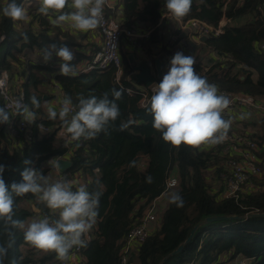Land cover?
Segmentation results:
<instances>
[{"label":"trees","instance_id":"16d2710c","mask_svg":"<svg viewBox=\"0 0 264 264\" xmlns=\"http://www.w3.org/2000/svg\"><path fill=\"white\" fill-rule=\"evenodd\" d=\"M25 1L17 0V3L23 6ZM7 2L0 0V36L6 35L0 42V69L7 70L14 78L16 86L24 93L25 103L36 113V121L31 124L35 129L31 141L21 135L12 136L6 129L7 123L0 124V164L5 165L3 178L11 185L22 180L21 172L25 168H35L48 176L54 170L48 161L66 150L55 134V127L63 123L59 118H48L44 93L37 89L39 80L33 72L35 67L53 70V66L62 61L53 54L48 63L32 64V59L25 58L26 50L36 49L39 53L52 43L78 48L70 62L77 69L80 62L90 61L93 47L97 45H84L69 30L38 14L31 16L38 18L36 30L31 23L13 21L2 12ZM116 5L124 27L149 31L148 37L140 40V51L151 58L159 56L165 65H170L174 55L170 48L174 44H161L158 26L162 13L167 11L165 0H119ZM222 17L227 20L223 32L203 42L218 58L209 65L196 60L194 69L219 90L247 93L264 102V51L259 49V44L264 42V0H192L191 11L184 18H198L216 26ZM241 18L246 20L231 23ZM23 34L28 36L27 41ZM159 44L160 48L154 50ZM121 58L124 64L122 86L114 82L115 68L111 65L69 76L57 70L53 76L74 105L80 97H102L107 93L112 99V90L122 92L121 99L116 101L120 117L106 133L89 140L81 139L69 156L71 166L62 172L63 177L73 183L74 190L86 185L89 191L102 192L97 222L91 229L93 238L82 250L84 264H120L128 231L142 222L153 200L164 194L166 179L171 176L177 177L178 183L168 190L167 204L160 214L155 209L156 219L146 238L129 249L130 262L158 264L206 216L264 212V188L253 191L243 188L237 196H224L226 181L220 174H228L230 169L225 163L222 146L193 148L182 144L176 148L162 139L161 133L152 127L153 117L147 111L150 104L141 107L138 93L125 92L124 86L130 87V80H135L129 57ZM162 78H157L156 82ZM32 96L40 101V108H33ZM0 106H3L1 97ZM38 123L51 127V131L39 133ZM239 123L236 121L233 125L237 131H251L250 137L264 139V117ZM149 176L151 183L146 179ZM250 183L264 186V177H253ZM173 192L182 196V207L170 202ZM14 211V218L23 222L34 217H57L31 193L15 198ZM14 232L15 243L9 249L5 264H58L54 252L31 246L24 240L23 230L14 229ZM4 239L0 236V242ZM238 256L245 259L244 264H264V216L204 224L183 250L169 256L162 264H227Z\"/></svg>","mask_w":264,"mask_h":264},{"label":"clouds","instance_id":"9594fccd","mask_svg":"<svg viewBox=\"0 0 264 264\" xmlns=\"http://www.w3.org/2000/svg\"><path fill=\"white\" fill-rule=\"evenodd\" d=\"M107 3L108 0H40L38 12L45 16L56 14L57 23H69L73 29L86 33L101 25ZM165 6L171 18L180 21L190 13L192 0H165ZM2 12L13 21H25L28 15L17 0H8ZM23 38L28 40L26 34ZM53 54L62 61L59 66L61 75H75L74 65L70 63L75 58L73 50L67 45L52 43L37 53V57L48 63ZM195 64L193 56L177 51L170 60L168 71L153 89L147 109L153 117L152 127L161 133L166 143L176 148L182 144L199 148L223 143L232 123L223 116L230 99L218 94L217 86L195 71ZM112 95V99L107 93L102 97H80L76 105L65 96L59 112L48 107V118H59L72 140L93 139L102 132L106 133L120 117L116 101L121 99L122 92L112 90ZM30 100L33 108L41 107L35 96ZM12 107L14 114L24 122L32 124L36 121L35 111L23 98L13 101ZM11 117L7 107L0 106V124L9 123ZM48 164L53 168L61 167L54 159ZM4 171L5 165L0 164V236L5 238L0 242V264H5L9 249L15 243L14 229L23 230L24 240L31 246L44 252H54L61 261L68 258L74 246L87 247L85 237L97 222L101 191H89L86 185L74 190L73 183L66 179L50 182L48 176L35 168H25L21 172L22 180L8 185L3 178ZM146 179L148 183L152 182L151 176ZM29 193L37 195L39 201L57 217L32 220L27 226L14 218L15 198ZM169 200L177 207L184 203L178 192L171 193Z\"/></svg>","mask_w":264,"mask_h":264},{"label":"built area","instance_id":"2783aa9c","mask_svg":"<svg viewBox=\"0 0 264 264\" xmlns=\"http://www.w3.org/2000/svg\"><path fill=\"white\" fill-rule=\"evenodd\" d=\"M115 2L119 3V0H108V3L104 10V18L101 25L95 29L97 35L100 37L97 48L93 47V55L89 62L85 65L78 66L77 69L74 68V72H86L92 69H104L109 65L115 68V73L113 80L119 86H122L121 78L124 71V64L120 54V41L125 39L129 44L141 48L140 40L147 38L149 31L135 27L126 28L122 25L119 20L120 10L115 6ZM171 18V14L168 11L162 13L160 19ZM175 22L178 24V32L173 33V36L169 39L168 44H184L186 39L184 36L179 35L181 32H192L195 37L206 36L210 37L212 35H218L223 32V28L227 23V20L222 17L216 26H211L205 23L203 20L198 18H183L180 21ZM5 34L0 36V42L5 38ZM259 49L264 51V42L259 44ZM26 59H32L29 56H25ZM149 65L152 62L147 58ZM32 64H38L37 60L31 61ZM60 65L53 66V76L57 70H59ZM132 73V72H131ZM129 79V77L127 78ZM0 97L2 99L3 106H6L8 111L12 113L10 122L7 123L6 129L12 136H22L26 141H31L34 137L33 126L27 122H24L20 116L14 114V109L12 107V102L23 98L24 93L18 88L14 82V78L10 76L7 70L0 69ZM131 86H124V90L127 94L138 93L139 99L138 103L141 107H146L150 104L151 96L154 94L153 89L156 87L158 82H154L148 86L144 84L136 83V81H131ZM52 87L56 92V100L58 109L60 110L61 102L65 98L64 91L60 85L53 80ZM218 94L228 97L231 101L229 107L223 113L224 118H228L232 121L229 132L227 134V139L218 145L222 146V152L225 157V163L230 169L228 174H220L226 181V187L224 189V196L231 197L237 196V194L243 188H248L249 190H260L264 186H259L249 184V181L253 177H264V139L252 138L249 133H241L233 128L235 122L241 118L245 111L251 116V120H256L264 117V102L256 97L247 93H230L225 90H219ZM25 102V101H24ZM240 114V115H237ZM71 117H69L70 119ZM37 131L49 132L51 127H48L42 123L37 124ZM56 137L63 141L66 150L64 153L58 157L53 158L55 161L58 158H68L72 152L76 149L81 140H72L70 134L66 131V126L64 124L57 125L55 127ZM222 155V154H221ZM52 160V159H51ZM50 161V160H49ZM55 179L65 180L62 172H59L57 168H54ZM178 183L177 177H168L166 179V187L164 194H167L168 190L175 187ZM163 195V194H162ZM158 198V197H157ZM156 198V199H157ZM157 205L152 202L149 209L146 211L142 222L138 225L133 226L127 234L125 239L122 252L120 254V264H135L129 261V249L137 242H142L149 231L151 223L156 219L155 209ZM41 219L43 217H40ZM93 238L92 230L86 235L85 239L87 242ZM84 247H73L69 256L66 260L61 261L57 258L58 264H84V255L82 253ZM192 264V263H189ZM240 264H244V261H240Z\"/></svg>","mask_w":264,"mask_h":264},{"label":"crops","instance_id":"0c3cea01","mask_svg":"<svg viewBox=\"0 0 264 264\" xmlns=\"http://www.w3.org/2000/svg\"><path fill=\"white\" fill-rule=\"evenodd\" d=\"M24 3H25L24 4V8L26 9L27 14H28L27 15V19L24 21V24L26 25L28 23H31L32 28L36 30L39 27L38 18L37 17L32 18L31 16L34 15V14H38L39 17L40 16H45V15H42V14H40L38 12V7H39L40 0H26ZM116 3L117 2H115V6H117ZM68 10L69 9H66V11H68ZM28 11H31L32 13L29 14ZM45 17L48 20H50V22L57 23L56 14H49V15H47ZM57 24L60 25V27H62L63 29L69 30L70 33L77 40L81 41L86 46H92V45L94 46V45H100L101 44V43H99L100 37L97 35L96 30H90L89 32L82 33V32H79L78 30L73 29L70 26L69 23H57ZM158 26H159V29H160L161 34L163 36L161 44L168 45L169 39L171 38V36H173V33H177L178 32V29H179L178 28V24L172 18H162V19H160ZM185 33H190L191 34L190 36H188L186 34H182L181 35V36H184L186 41H187L188 37H191L193 39L195 38L194 35L192 34V32H185ZM164 36L167 37L166 40L164 39ZM128 44L129 43L125 39H121V41H120V49L119 50H120L121 57H123V58L129 57V55L125 51H123L124 48L127 49V45ZM161 44L156 45L154 47V50L159 49ZM177 45H179V44H176L175 46L178 47ZM183 47L184 46H182L180 48H183ZM70 49L73 50L74 53H75L78 48H73L72 47ZM139 51L140 50H138L137 55L140 57V59L139 60H135L136 62L145 61L146 58H151V57L145 55L142 52L139 53ZM173 51H174V54H175L176 50H173ZM177 51H180V50H177ZM26 52H27V56H29L33 60H37L38 62H41V63L43 62L42 57H37V53L38 52H37L36 49H27ZM214 56L217 59V55H215V53H214ZM58 65H60V64H58ZM78 65L79 66L85 65V62L84 61L80 62ZM150 67H151L152 72L155 73V69L153 68V64H151ZM165 68H166V66L164 65V68H163V72L164 73L163 74H166ZM33 72L38 77V80H39V82L37 83V89L44 93V96H43L44 99H45L44 100V109L47 110L48 107H53L56 111L59 110L58 109V105H57V100H56V92H55L54 88L52 87V83H53V80H54L53 73L50 70H47L45 68H37V67H35L33 69ZM237 115H240V114H237ZM244 121H251V116L246 111H245V114H242L241 118L238 119L237 122H240L238 125L243 124ZM167 198H168L167 194H163V195L159 196L157 199H154L153 202H155L157 207H159V209L162 211L166 207ZM32 220H35V218H30L27 221H25L24 222L25 226H27V224L30 223Z\"/></svg>","mask_w":264,"mask_h":264},{"label":"water","instance_id":"95a60500","mask_svg":"<svg viewBox=\"0 0 264 264\" xmlns=\"http://www.w3.org/2000/svg\"><path fill=\"white\" fill-rule=\"evenodd\" d=\"M199 39L204 42L207 37L206 36H199ZM129 61L132 68V77L136 81V83L144 84L146 86L154 83L157 78L162 77L164 74L163 68L165 63L159 56L152 57V64L153 68L155 69V73L152 72L149 62L146 58L145 61L136 62L133 60L131 56H129ZM61 165V167L57 168L59 172H64L67 168H69L72 164V161L68 158H58L56 159ZM249 216H264V212H252L247 213L245 215H210L203 218V220L197 222L190 230L188 236L179 243L172 251L164 255L158 264H162L169 256L179 253L183 250L184 245L190 242L199 227L204 224H209L213 221L217 220H229V219H242Z\"/></svg>","mask_w":264,"mask_h":264},{"label":"rangeland","instance_id":"374dc122","mask_svg":"<svg viewBox=\"0 0 264 264\" xmlns=\"http://www.w3.org/2000/svg\"><path fill=\"white\" fill-rule=\"evenodd\" d=\"M24 4L22 7H24ZM245 20H246V18H241L238 20H233V21H231V23L232 24H239ZM162 39H163V36H162ZM164 39L166 40L167 37L164 36ZM197 39H198V37H197ZM197 41L191 37H188L187 41H186L187 45H184L183 48H180L179 45H177L178 47H176L175 46L176 44H174L172 46L173 47L172 51L176 50V52H177V50H180V52H182L184 55H191L194 57L195 60H198L203 64L206 63L205 65H209L212 62H214V60L216 59L214 56L215 52L213 50L209 49L205 44H203V42H197ZM138 50H139L138 48H136L135 46L130 45V44L127 45V49L126 48L123 49V51H125L129 56H131L133 58V60H139L140 59V57L137 55ZM139 53H141V51H139ZM173 54H174V51H173ZM215 55H216V53H215ZM165 66H166L165 72H167L170 65L166 64ZM14 82H15V80H14ZM48 177L50 178V182H53L55 179V171L53 170L48 175ZM33 205H34V203L31 202L30 206H33ZM157 209H158L159 214H160L161 210L159 209V207H157ZM155 214H156V212H155ZM34 218H35V220L40 219V218H36V217H34ZM244 260H245L244 258L238 256L227 264H240V261H244ZM189 263L195 264L194 262H189ZM189 263H187V264H189Z\"/></svg>","mask_w":264,"mask_h":264},{"label":"bare ground","instance_id":"6f19581e","mask_svg":"<svg viewBox=\"0 0 264 264\" xmlns=\"http://www.w3.org/2000/svg\"><path fill=\"white\" fill-rule=\"evenodd\" d=\"M206 23V22H205ZM208 24V23H207ZM181 34H186V35H188V36H190L191 34L190 33H185V32H181V33H179V35H181ZM195 37V36H194ZM208 38V37H207ZM197 42H202L199 38L197 39V37H195L194 38ZM184 45H187V42L186 43H184V44H179V46L180 47H182V46H184ZM171 50L173 49V47L172 48H170ZM149 60L150 61H152V58H149ZM226 119H228V118H226ZM35 131H33V133H34Z\"/></svg>","mask_w":264,"mask_h":264}]
</instances>
